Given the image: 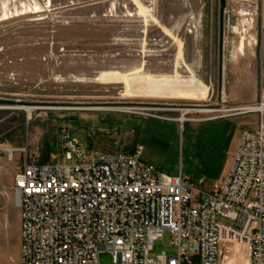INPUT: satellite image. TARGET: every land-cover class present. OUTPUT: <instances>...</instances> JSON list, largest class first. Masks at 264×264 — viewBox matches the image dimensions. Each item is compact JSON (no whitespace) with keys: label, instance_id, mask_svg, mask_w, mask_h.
I'll return each mask as SVG.
<instances>
[{"label":"rangeland","instance_id":"374dc122","mask_svg":"<svg viewBox=\"0 0 264 264\" xmlns=\"http://www.w3.org/2000/svg\"><path fill=\"white\" fill-rule=\"evenodd\" d=\"M263 65L264 0H227L223 14L220 0H0V106L10 107L0 108V264H20L13 183L25 154L11 158L7 148L29 146L41 158L49 145L47 161L63 162L68 124L85 148L77 162L141 143L144 162L210 190L231 166L240 129L227 119L245 116L257 129L261 117L207 118L255 102L261 83L256 99L243 101ZM23 105L45 108L29 119L13 108ZM113 106L141 109H76ZM186 108L215 111L188 113L181 122ZM171 238L166 230L150 256L176 252ZM99 259L114 264L108 251Z\"/></svg>","mask_w":264,"mask_h":264},{"label":"built area","instance_id":"2783aa9c","mask_svg":"<svg viewBox=\"0 0 264 264\" xmlns=\"http://www.w3.org/2000/svg\"><path fill=\"white\" fill-rule=\"evenodd\" d=\"M218 111L207 120L261 121L243 130L227 175L210 190L144 162L139 143L77 162L85 148L68 124L63 162L42 161L29 146L7 148L11 158L25 154L13 183L20 264H101L103 251L114 264H264V87L255 102ZM166 230L176 252L151 257Z\"/></svg>","mask_w":264,"mask_h":264},{"label":"bare ground","instance_id":"6f19581e","mask_svg":"<svg viewBox=\"0 0 264 264\" xmlns=\"http://www.w3.org/2000/svg\"><path fill=\"white\" fill-rule=\"evenodd\" d=\"M236 29H238V28H236ZM237 50L244 56V54H245V37L240 41V44H239ZM232 58H233V61H235V62L238 61V57H237L236 51L232 54ZM0 108H10V107L0 106ZM13 108H18V109L25 110L27 112V114H28V118L31 119L32 115H33V112L35 110L45 108V106L44 107H40V106H31V105H25L24 106L23 105V106H16V107H13ZM46 108L47 109H68V108H63V107H52V106H49V107H46ZM76 109H81V110H84V109H87V110L110 109L111 110L112 109V110H122V111L129 112V111L137 110V109H141V108H136V107H114L113 106V107H83V108H81V107L77 108L76 107ZM180 111L182 112V114H181L180 118H178V120L181 121V122H184L185 120H189L188 117H187L188 113L213 112V111H215V109H191V108H186V109H180Z\"/></svg>","mask_w":264,"mask_h":264},{"label":"crops","instance_id":"0c3cea01","mask_svg":"<svg viewBox=\"0 0 264 264\" xmlns=\"http://www.w3.org/2000/svg\"><path fill=\"white\" fill-rule=\"evenodd\" d=\"M256 69H257V73H259V67H258V65H256ZM243 83V82H242ZM242 83H241V85H242ZM260 83L261 84H263L264 85V65H263V67H262V70H261V78H260V76H259V74H258V78H257V86H256V90H254L253 92H252V95H251V97H249L247 100H245V101H243V102H251V101H254V99H256V97H257V93H258V91H259V88H258V86L260 85ZM234 96L235 97H237L238 98V95L237 94H234ZM238 99H240V98H238ZM253 116H257V115H253ZM245 116H243V117H236V118H230V119H227V120H232V121H235V122H237V124H238V126L240 127V129H238L237 130V132H236V134H235V137L232 139V141H231V145H230V151H233V156H234V154H235V152L237 151V148H238V146H239V143H240V139H241V135H242V132H243V130L244 129H252L251 127H247L248 125H247V123H255V122H253V121H250V120H248V119H246V118H244ZM219 120H222V119H215V120H213V121H219ZM250 126H253V125H250ZM137 144V143H136ZM135 144V145H136ZM139 144H141V143H139ZM135 145H130V147H129V149H127L128 151H131L132 149H133V147L135 146ZM143 145V144H142ZM126 150V149H125ZM30 153L31 154H33V153H35V154H38V155H40L39 153H38V151H36V150H34V152H31L30 151ZM44 155H47V156H50V154H49V145H48V153L47 154H43L42 156H44ZM233 156H232V161H233ZM232 161H231V164H232ZM230 168V167H229ZM228 173V172H227ZM227 175V174H226ZM189 177V176H188ZM201 180H203V179H201Z\"/></svg>","mask_w":264,"mask_h":264},{"label":"water","instance_id":"95a60500","mask_svg":"<svg viewBox=\"0 0 264 264\" xmlns=\"http://www.w3.org/2000/svg\"><path fill=\"white\" fill-rule=\"evenodd\" d=\"M220 3H221V13L223 14L225 12V8H226V5H227V0H220Z\"/></svg>","mask_w":264,"mask_h":264},{"label":"trees","instance_id":"16d2710c","mask_svg":"<svg viewBox=\"0 0 264 264\" xmlns=\"http://www.w3.org/2000/svg\"><path fill=\"white\" fill-rule=\"evenodd\" d=\"M48 159H49V156H47V155H44V156L41 157L42 161H47Z\"/></svg>","mask_w":264,"mask_h":264}]
</instances>
